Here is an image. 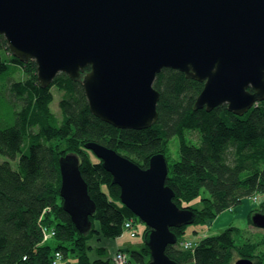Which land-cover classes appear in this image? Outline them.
Masks as SVG:
<instances>
[{"label":"trees","instance_id":"1","mask_svg":"<svg viewBox=\"0 0 264 264\" xmlns=\"http://www.w3.org/2000/svg\"><path fill=\"white\" fill-rule=\"evenodd\" d=\"M4 54L12 55L0 35V83L5 85L0 87V155L8 159L0 163V264H52L58 252L63 259L74 256L75 264H115L114 258H104L103 247L96 249L100 258L91 259L95 225L82 234L63 210L59 160L76 154L96 204L91 221L98 222L100 234L117 239L127 221L133 220L137 228L141 223L121 203L120 187L86 150L87 143L113 149L143 169L153 156L163 154L169 166L166 185L175 192L174 203L195 211V224H207L245 200L257 202L264 196V101L244 116L230 112L227 105L211 112L196 110L204 84L165 69L154 84L161 95L158 121L145 130H120L91 113L81 81L59 74L49 88H43L35 61L22 63L12 55L6 63ZM24 69L28 80L16 82L15 74ZM56 85L66 92L60 102L62 121L51 111V88ZM191 133L198 135V144L188 140ZM174 138L179 142L178 159L171 162ZM197 199L201 209L191 205ZM261 209L249 216L251 223L254 214L264 215V201ZM45 229L56 230L53 245L46 242ZM185 229H172L178 243L166 252L178 264H235L240 259L264 264V241H241L236 227L198 243L182 239ZM147 231L146 227L144 234ZM187 242L193 246L185 249L181 244ZM131 258L147 264L150 250L145 246Z\"/></svg>","mask_w":264,"mask_h":264},{"label":"water","instance_id":"2","mask_svg":"<svg viewBox=\"0 0 264 264\" xmlns=\"http://www.w3.org/2000/svg\"><path fill=\"white\" fill-rule=\"evenodd\" d=\"M0 35L22 63L35 61L49 88L59 74L81 81L91 113L120 130H145L159 119L154 88L165 69L204 84L195 109L227 105L244 116L264 101V0H0ZM121 189L120 201L148 231L147 264H178L167 255L173 228L198 215L174 203L169 166L158 154L147 169L113 149L87 143ZM63 210L77 230L92 228L96 204L80 159L59 160ZM264 229V215L252 217ZM235 264H254L240 259Z\"/></svg>","mask_w":264,"mask_h":264},{"label":"rangeland","instance_id":"3","mask_svg":"<svg viewBox=\"0 0 264 264\" xmlns=\"http://www.w3.org/2000/svg\"><path fill=\"white\" fill-rule=\"evenodd\" d=\"M13 59L12 55L10 54H4V61L6 63L11 62ZM29 76L27 72L24 70H21L20 72L15 74L14 80L16 82H26L28 80ZM5 86L4 84L0 83V87ZM54 101L51 105V111L60 121H62L63 113L60 108V102L62 99L66 96V92L63 89L62 86L56 85L51 88ZM188 140L191 143L198 144V135L196 133H191L187 135ZM172 144L170 146V161H175L178 159V146L177 143L178 139L174 138L172 140ZM91 152V151H90ZM92 154V152H91ZM92 156H94L92 154ZM95 161H99L98 158L94 156ZM8 161V159L2 155H0V163ZM12 166L15 167V162H11ZM204 192H202V196H204ZM264 201V196H261L260 199L257 202H254L252 200H245L242 205L238 206L233 211H226L216 217L214 220H209L207 224L204 223H196L194 225L186 226L185 234L183 235V240L191 241L198 243L200 242L204 237H213L218 236L222 234L226 229L230 227H236L240 229L241 233V241H252V242H263L264 241V229L257 228L252 225V223L249 221V216L252 215V213L255 212H262V202ZM200 199H197L191 203V205H196L197 209L200 208ZM193 206V207H194ZM183 209H189V208H183ZM93 225H95L96 230L91 232V235L93 236V239L90 242V245L94 247V250L90 252V257L92 260L98 259L99 254L98 250L100 248L106 249V254L104 258H111L114 254L117 252H120L122 250H118L119 246L124 251L128 252L126 253V256L128 258L129 264H136V261L131 258L132 253H134L136 250V246L138 244L143 243V235L146 231V225L144 223L139 224V232L142 231L143 227L145 228L144 231L140 233L136 238L137 240H133L130 238L129 232L125 231L122 237H118V239H110L103 237L101 233V228L98 224V222L94 221L92 222ZM143 226V227H142ZM56 231V230H55ZM135 238V239H136ZM54 238L46 239V242H48L50 245L54 244ZM128 239L130 243L126 244L125 240ZM135 241V242H134ZM138 241V242H136ZM120 243V245H119ZM122 245V246H121ZM145 248V244H144ZM118 250V251H117ZM123 251V252H124ZM125 253V252H124ZM71 255V254H70ZM67 256V259H63L59 264H75L76 259H74V256ZM131 255V256H130ZM115 256V255H114ZM113 256V257H114ZM130 258L132 260H130ZM149 262V261H148ZM147 262V263H148Z\"/></svg>","mask_w":264,"mask_h":264},{"label":"built area","instance_id":"4","mask_svg":"<svg viewBox=\"0 0 264 264\" xmlns=\"http://www.w3.org/2000/svg\"><path fill=\"white\" fill-rule=\"evenodd\" d=\"M124 231L129 232L131 238H136L138 236L139 229L137 228L136 223L133 220H129L124 225ZM44 232L46 239H51L56 237V232L53 229H45ZM181 246H183L185 249H188L191 246H193V244L187 242V243H182ZM113 258L115 264H129L126 253H124L123 251L117 252ZM62 260H63V256L61 253L58 252L56 253L52 264H59Z\"/></svg>","mask_w":264,"mask_h":264},{"label":"crops","instance_id":"5","mask_svg":"<svg viewBox=\"0 0 264 264\" xmlns=\"http://www.w3.org/2000/svg\"><path fill=\"white\" fill-rule=\"evenodd\" d=\"M142 227H143V226H142ZM144 230H145V228L143 227L142 231H144ZM142 231H141V232H142ZM141 232H140V233H141ZM122 236H123V235H122ZM122 236H121V237H122ZM130 238H131V237H130ZM117 239H118V238H117ZM131 239H133V240H137V238H136V239H135V238H131ZM134 242H135V241H134ZM136 242H138V241H136ZM125 243L128 244V243H130V241H129L128 239H126V240H125ZM119 245H120V243H119ZM121 246H122V245H121ZM138 248L141 249V250H139V251L136 250L135 252H139V253H141L142 250L144 249V241H143V243L138 244V245L136 246V249H138ZM118 250H122V251H124L123 249H121L120 246H119ZM118 250H117V251H118ZM124 252H125V253H128V252H126V251H124ZM114 255H115V254H114ZM114 255H113V256H114ZM113 256H112L111 258H113ZM136 264H138V263H136Z\"/></svg>","mask_w":264,"mask_h":264}]
</instances>
